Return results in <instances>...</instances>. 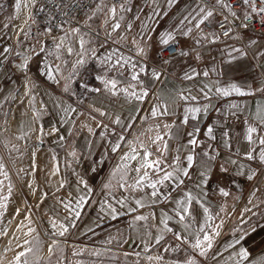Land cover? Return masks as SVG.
<instances>
[{"label": "snow or ice", "instance_id": "1", "mask_svg": "<svg viewBox=\"0 0 264 264\" xmlns=\"http://www.w3.org/2000/svg\"><path fill=\"white\" fill-rule=\"evenodd\" d=\"M154 2L152 14L130 37L131 22L120 33L123 13L132 11L128 0H15L10 19H18L24 11L27 30L17 28L15 48L19 51L11 45L0 50V80L13 84L19 78V87L7 95L0 88V137L13 122L16 140L35 135L36 142L43 143L45 136L56 135V142L71 157L64 161L71 176L61 175L60 162L53 155L56 163L45 170L48 190L34 179L24 181L23 187L36 200L34 204L21 200L26 207L12 234L16 243L7 241L0 251V264H53L54 260L65 264L66 248L74 257L83 256L87 248L71 244L69 237L88 208H94L97 215L83 234L96 235V228L107 220L124 218L123 227L107 234L105 251L110 252L113 243L121 248L127 244L132 239L125 236L129 229L139 236L132 250L124 252L125 257L136 258L132 264H264V239L257 241L264 232V39H260L264 37V0H189L179 22L159 32L160 19L168 12L158 0ZM179 3L163 0L169 9ZM4 7L0 2V10ZM39 15L44 16L46 26L33 36L31 24ZM101 18L103 37L97 23ZM3 27L8 29L9 24ZM30 38L35 43L25 45ZM65 55L74 58L70 65ZM10 56L17 58L15 63ZM89 60L102 69L95 76L100 86L81 82L84 95H80L72 90V83ZM69 66L71 71L64 76L63 69ZM253 66L260 71L251 73L250 82L249 76L240 74ZM173 74L191 86L168 91L163 86ZM41 78L59 87L60 94L51 95L47 88L41 91L37 83ZM89 93L115 98L119 110L109 111L102 102L82 107ZM64 95L76 99L65 103ZM243 99L254 103L239 102ZM13 104L24 106L20 119ZM29 112L30 118L23 119ZM213 112L215 119L202 130V121ZM46 115L55 117L57 126L45 130L42 119ZM171 117L175 119L170 121ZM236 123L241 125L238 140L230 131ZM63 124L87 131L85 151L59 135L58 125ZM97 135L99 147L92 139ZM0 144L11 145L9 153L20 152L11 139H0ZM86 158L91 162L82 174L73 164ZM110 159L112 166L105 171ZM37 167L33 151L28 168L18 169L16 175L34 177ZM53 177H57L54 188ZM236 177L250 185V193L243 208L232 215L236 205L229 210L227 198L232 192L227 184ZM212 184L225 198L219 205H213L209 195ZM70 185L74 191L59 195ZM15 188L0 157V216L7 211ZM50 196L54 203L35 218L36 209ZM20 216L17 207L13 218ZM226 223L230 225L227 233ZM8 235L0 227V236ZM45 247V255L39 256ZM102 254L96 249L89 253Z\"/></svg>", "mask_w": 264, "mask_h": 264}, {"label": "crops", "instance_id": "2", "mask_svg": "<svg viewBox=\"0 0 264 264\" xmlns=\"http://www.w3.org/2000/svg\"><path fill=\"white\" fill-rule=\"evenodd\" d=\"M0 2L4 3L5 7L0 10V50L3 49L4 46L11 45L15 48V36H16V23L17 19H10L15 14V10L9 5L8 0H0ZM158 2L161 3L162 7L167 10L168 15L164 16L162 19H160L159 26L157 27V31H162L165 28H169L171 26H174L177 24L182 16V14H185V9L189 3V0H180V3L172 8H167L166 5L163 4V0H158ZM128 6L131 7L132 11L123 13L124 20L121 21V29L120 33H123L125 30V26L127 23L131 22L133 24L132 33L131 35L135 34V32L140 28L141 22L145 21L148 16L152 14L153 9L156 7V3L154 0H129ZM22 13V12H21ZM23 14V13H22ZM139 16L140 20H136L135 17ZM26 17V16H25ZM21 16H19V19ZM12 22V24H11ZM100 24L101 27V37L104 36V25H103V18H101L100 21L97 22ZM4 24H9L8 29H4ZM153 26H156L154 22H152ZM96 25H94L95 27ZM15 35V36H14ZM116 36L117 34H113ZM253 35H256L253 33ZM41 40H44L45 38H40ZM260 39H264V37H260ZM48 44L51 46V40L48 39ZM65 60L69 61V65L71 61L74 59L73 57H68L65 55ZM14 59V56H10V60L12 61ZM48 62L52 63L53 59L52 57L48 58ZM58 63V61H57ZM254 64V62H251ZM180 65L177 66V73H179ZM199 70V69H197ZM33 71H35V64H33ZM71 71L70 66L65 67L63 69V75L67 76L68 73ZM102 71V69L98 66L97 62L94 60H89L87 65L80 69V76L75 78V82L72 83V90L77 92L80 95H84V90L79 87V83L86 82L89 84L90 87H96L100 86L99 81L95 79V76L99 74ZM260 69L253 66L250 71H246L244 73H241V77L243 76H249L250 82H251V73H259ZM40 90L44 91L45 88H47V91L51 95H59L60 94V88L52 85L51 82L44 83L43 78L37 81ZM191 86V82L184 81L182 82L180 79L177 78L176 74H173L172 76H169L167 78L166 84L163 86L168 91L174 92L177 88H184ZM19 87V78H15V83L9 84L7 79L0 80V88L6 89V95L7 91L13 90L15 88ZM157 88H160L161 85L157 84ZM14 94V93H13ZM40 97H37V100L39 101ZM47 99V97H45ZM63 99L65 103H72L76 97L69 98L68 95H64ZM115 98L108 99L103 96H100L98 94L89 93L84 99V105L82 107H87L90 103H103V105L109 110V111H117L120 108V104L118 102H114ZM241 103H247L249 105H253L254 101L251 99H243L239 101ZM39 106V105H37ZM147 107V104L144 105ZM13 109L16 111V118L20 119L19 112L24 110L23 105H16L13 104ZM31 116V112H29L28 117H24L23 119H28ZM83 119V118H81ZM172 119H175V117L169 118L171 121ZM215 119V113H209L208 117L202 121L201 128L203 130L204 127L208 123H211L212 120ZM42 123L44 124L45 130H48L51 126H57L56 125V118L53 116H44L42 119ZM231 123V122H230ZM60 127L59 135H63L66 137L67 143H72L76 146L78 151H85V144L87 143L88 139V133L86 130H80L78 125L76 128H73L70 124H63L58 125ZM95 127V125H93ZM16 124L13 122L11 129L4 133V137H0V139L8 138L12 140V143L18 144L20 146V152L12 151L9 153L8 149L11 147V145H8V147H5L4 144H0V152L9 159L8 161L12 164V166L17 168H28V165L30 163V156L31 153L34 151L36 153V164H37V171L35 172L34 177H26L27 180L34 179L36 181V184L40 186L43 190H48V186L44 183L45 181V170H51L53 168V165L56 163V161H52L51 157L53 155H56L60 165H61V175L62 176H71V170L64 168V161L65 159L71 160V157L66 156V149L64 147H61L56 142V135L53 136H45L43 138V143L36 142L35 135H32L30 140H16L13 133L16 132ZM188 129H185L187 131ZM97 134L99 133L100 129H97ZM231 134L235 140L239 139L240 132H241V125L239 123H236L235 126H233L231 129ZM220 130H217V136L219 138ZM97 147H99L101 141L98 138V135L96 137L92 138ZM201 139H203V131L201 132ZM172 147L175 148L176 142L173 140L170 142ZM95 155H98V153H95ZM95 155L92 157V159L95 158ZM91 162L90 159H84L79 162V164H73V167L77 169V171L84 174L88 168V164ZM112 160L110 159L104 166V170L107 171L112 166ZM89 175H86L85 178H89ZM57 177H53V188L55 187ZM226 179V178H225ZM91 182V181H90ZM224 181H222L223 183ZM98 183V181L96 182ZM217 185L212 184L211 185V191L209 195L212 197V203L213 205H219L220 203L224 202L225 198H222L219 196L217 192ZM228 189L232 192V197H239V200H233L232 197L227 198V204L229 205V210L231 211V206L235 203L236 209L235 212L232 213V215H236L244 206L246 203L249 193H250V185L242 180L240 177H236L232 183L227 184ZM28 190V189H27ZM67 191H74V188L70 185L69 188L61 190L59 195L63 196ZM264 199V196L261 197ZM54 203V198L49 197L44 205L41 206L40 209H38L39 217L43 214L44 209L47 208V206ZM96 211L94 208H88L86 214L83 216L82 221L79 222V227L77 229L73 230L72 235L69 237L70 239H73L74 241L82 242L84 245L94 247V248H101L105 249L108 246L104 245V240L107 238V234L109 232H112L115 234V228H121L123 227V219L120 220H107L104 224L101 225V227L96 228V235H92L91 233L83 234L86 232L87 228L92 225V221L96 218ZM229 224L226 223L225 225V233H227ZM125 236H131L132 239L128 241L127 244H124L123 247H117L115 243L111 246V249L115 250H121V251H128L130 252L132 250L133 241H138L139 236L132 232V230H128L125 232ZM264 239V232H261L260 236L257 237V241ZM139 250V249H137Z\"/></svg>", "mask_w": 264, "mask_h": 264}, {"label": "rangeland", "instance_id": "3", "mask_svg": "<svg viewBox=\"0 0 264 264\" xmlns=\"http://www.w3.org/2000/svg\"><path fill=\"white\" fill-rule=\"evenodd\" d=\"M8 2L10 6L12 5L11 7L13 8V10H15L14 9L15 0H8ZM37 7H39V5H37ZM22 13H20L21 18L17 19L16 32L20 24L19 21H21V25L19 27H25V29L27 30L26 26L23 23L24 19L26 18L25 12L22 11ZM40 38H42V36ZM15 39H16V36H15ZM21 39H24V37L21 36ZM29 43H35V42H32L30 40L25 41V45ZM0 157H4L5 163L7 164L10 170L12 182L16 185L12 200L9 202L7 211L4 213L3 216H0V227L6 228L9 232V235L7 237L0 236V251H2L4 245L7 243L9 239L13 240V246L16 243V241L13 239L12 234L16 232V225L18 221L23 219L24 208L26 207V204L22 203L21 200L22 199L26 200L27 204H34L36 197H33L32 195H30L27 188L23 187L24 181L27 180L26 178L27 176H24V174L21 173L20 176L18 177L16 175V172L19 168L12 166V164L8 161L9 159L6 157V155L2 154L1 152H0ZM5 183L7 184L8 182L6 181ZM38 195L39 193H37V196ZM17 207L21 208V216L14 219L13 212L15 211ZM35 218L37 219L39 218L38 209H36L35 211ZM16 234L22 235V233H19V232H17ZM69 242L71 244L77 245L78 247H86L87 251H85L83 256L74 257L71 251L66 248L65 253H64L65 256L67 257L65 264H77V261H82L83 264H132V262L136 259L135 257H125L124 251H121V250L112 249L110 252H108V251H105V249L90 247V246L84 245V243L82 242L74 241L73 239H70V238H69ZM93 249L99 250L103 254L100 257L89 255V253ZM45 253H46V247L42 249L38 253V255L42 257L45 255ZM12 255H13L12 252L7 253V256L9 258H11ZM5 264H7L6 261H5ZM53 264H55V260L53 261ZM141 264H146V262L141 261Z\"/></svg>", "mask_w": 264, "mask_h": 264}, {"label": "built area", "instance_id": "4", "mask_svg": "<svg viewBox=\"0 0 264 264\" xmlns=\"http://www.w3.org/2000/svg\"><path fill=\"white\" fill-rule=\"evenodd\" d=\"M129 1V0H128ZM35 12V10H33ZM34 19L36 20L35 24H31V32L33 33V36L38 35L39 33L43 32L44 27L46 26V21L43 15L34 16ZM43 37V36H42ZM32 42H35L34 39H29ZM16 51H19V48H15ZM167 55V53H165ZM16 57L14 56V59L12 60V63L16 62Z\"/></svg>", "mask_w": 264, "mask_h": 264}, {"label": "bare ground", "instance_id": "5", "mask_svg": "<svg viewBox=\"0 0 264 264\" xmlns=\"http://www.w3.org/2000/svg\"><path fill=\"white\" fill-rule=\"evenodd\" d=\"M19 23H20V24H19V26H20V25H21V21H19Z\"/></svg>", "mask_w": 264, "mask_h": 264}]
</instances>
